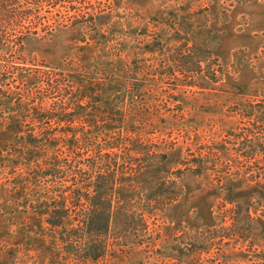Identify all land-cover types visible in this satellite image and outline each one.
Listing matches in <instances>:
<instances>
[{"label": "rangeland", "instance_id": "374dc122", "mask_svg": "<svg viewBox=\"0 0 264 264\" xmlns=\"http://www.w3.org/2000/svg\"><path fill=\"white\" fill-rule=\"evenodd\" d=\"M73 5L0 60V264H264V0ZM198 65L217 79H189ZM118 117L167 155L182 197L138 240L63 242L39 208L59 182L41 173L78 154L93 182ZM68 131L84 138L70 146Z\"/></svg>", "mask_w": 264, "mask_h": 264}, {"label": "trees", "instance_id": "16d2710c", "mask_svg": "<svg viewBox=\"0 0 264 264\" xmlns=\"http://www.w3.org/2000/svg\"><path fill=\"white\" fill-rule=\"evenodd\" d=\"M74 0H0V51L5 53L0 60L9 61L8 54L20 52L23 42L28 35L34 34L33 28H38L45 20V12H52L57 7L69 4L76 9ZM208 19V17H206ZM35 31V30H34ZM204 30V47H208ZM200 53L210 54L213 51L200 48ZM1 54V53H0ZM193 54L178 59L192 58ZM6 59V60H5ZM208 58L200 56L199 62H206ZM202 66L185 70L188 78L205 75L211 80L217 79V70L205 72ZM194 84L191 82V85ZM81 115H68L61 121L71 125L74 120H81ZM113 126L109 122V129L116 128L111 133L113 141L109 146L101 147L97 157L99 172L93 182L89 171L93 165L81 167L74 158L65 168L62 165L45 167L42 176H51L59 182L58 186L50 190V194L39 202L40 213L45 216L47 224L52 226L56 235L63 242H100L98 246L105 251L102 242H130L139 239L140 234L149 231L150 221L155 220L157 211H164L180 200L183 194L181 178H171L162 170L167 155L159 151L158 144L151 138L139 136L130 129V120L113 118ZM136 134V135H135ZM61 139L71 146V141H80L84 134L68 131ZM55 139L50 134L43 138ZM47 139V138H46ZM67 144V145H68ZM78 164V165H77ZM190 165L185 163L184 166ZM205 166L201 163L195 167L186 168L193 174H200ZM179 173L183 172L179 170ZM70 175V185L65 182ZM60 180V181H59ZM155 224V223H153ZM51 230V229H50ZM105 245V244H104ZM97 246V247H98ZM99 248L96 251H101ZM95 251V252H96ZM95 259V258H94Z\"/></svg>", "mask_w": 264, "mask_h": 264}]
</instances>
